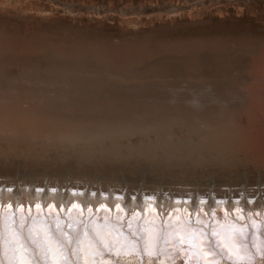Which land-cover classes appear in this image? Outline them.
Segmentation results:
<instances>
[{
    "label": "rangeland",
    "instance_id": "rangeland-1",
    "mask_svg": "<svg viewBox=\"0 0 264 264\" xmlns=\"http://www.w3.org/2000/svg\"><path fill=\"white\" fill-rule=\"evenodd\" d=\"M53 22L65 34L36 26ZM169 25L195 31L149 38ZM36 32L30 45L46 41L48 55L39 71L20 70L11 62L33 58L26 45ZM0 38V49L10 48L9 59L0 52V64L10 60L9 82L0 66V107L19 115L22 129L10 151L0 149V182L13 192L167 194L191 202L190 195L244 187L246 164L264 158L263 150L246 157L239 147L252 117L250 137L261 146L264 139V0H0ZM59 52L65 62H48ZM178 54L175 65L170 57ZM31 108L46 125L32 147L18 145L29 125L21 114ZM231 119L236 145L228 150L218 139ZM263 223L239 222L249 235L251 224L264 235ZM260 253L254 263L235 264H264ZM212 260L199 246L191 256V264Z\"/></svg>",
    "mask_w": 264,
    "mask_h": 264
},
{
    "label": "bare ground",
    "instance_id": "bare-ground-1",
    "mask_svg": "<svg viewBox=\"0 0 264 264\" xmlns=\"http://www.w3.org/2000/svg\"><path fill=\"white\" fill-rule=\"evenodd\" d=\"M2 19H5L4 16ZM36 26L47 30L48 35L54 31L65 34L66 31L60 23L55 22ZM192 31L195 30L188 31L176 27L172 29L169 25L166 30L155 31L149 38H178ZM36 37L37 32L30 35L26 45L27 48L32 47L30 51L35 54L31 56L33 58L28 59V56L16 58L17 60L11 62L12 65L24 71H39L40 62L48 55L49 47L46 41L42 43L43 45L40 43V46H31ZM3 42L5 40L0 38V45ZM16 47L22 49L24 46ZM160 49L159 46L157 51ZM0 52L2 56L10 58V48H1ZM58 54L67 57L60 52L52 53L50 59H47L48 62L63 63L64 59L59 58ZM170 58H174L172 61L175 60V65H179L180 54L172 55ZM186 58L184 56L183 62ZM188 61L195 62L194 59ZM188 64L191 66L190 63ZM1 65L8 73L6 74L9 79L6 82H9L10 60ZM8 107H0V111L5 113L0 116V149L4 151H10L11 141L13 142L11 138H16L14 134L19 136L22 130H19L17 124L19 119L16 120L19 115L13 116L14 113L10 112ZM31 110L36 111H25L21 114L29 125L24 123L25 137L14 140L18 145L22 142L32 147L28 142L36 143V138L40 139L43 127L46 125L39 115L40 110L35 108ZM12 120L14 126L10 127ZM231 122L233 126L229 125L228 129H222L218 139L219 145L228 150L236 145V137L230 132L238 123L233 119ZM253 122L252 117L247 126L249 137L245 138L244 134L239 146L240 151L245 150L246 157H257V152L264 151V139L261 146L260 140L256 141L254 137H250L253 133ZM29 126L31 127L28 128ZM251 147H255L254 151ZM249 163L245 166L249 173L245 176L249 180L244 187L208 193L200 197L190 195L188 197L191 202L189 200L181 202L167 194L151 198H143L142 194H138L130 200L129 197L121 198L111 193L107 196L82 195L72 190L66 193H62L61 189L55 192H50L48 189L43 191L41 187L37 188L38 190L31 189L30 192L21 193L18 187L14 192L9 190V184L2 181L0 182V264H50V262L51 264L57 262L59 264H156V262L167 264L169 260L171 264L173 260H177L179 264L181 260L183 264H191V256L197 246L202 256L214 257L212 263L207 261L208 264H235V261L254 263L256 254L261 252L264 255L262 248L264 235L253 228L252 224L248 226L249 232L252 233L249 235L239 222H251L262 218L264 220V158L252 160L253 164ZM200 198L207 200H199ZM214 208L216 211H213ZM243 211L246 217L242 214ZM235 218L238 220L233 221ZM209 219L214 221V225L207 222ZM192 222L193 226H191ZM205 223H208L206 226H211L212 230L205 226L201 227V224ZM123 224L127 232L123 230ZM262 225L264 226V223ZM232 230L239 235L231 234ZM63 244L73 253L70 260ZM248 257L252 259L248 260Z\"/></svg>",
    "mask_w": 264,
    "mask_h": 264
},
{
    "label": "water",
    "instance_id": "water-1",
    "mask_svg": "<svg viewBox=\"0 0 264 264\" xmlns=\"http://www.w3.org/2000/svg\"><path fill=\"white\" fill-rule=\"evenodd\" d=\"M63 248L66 250L67 249V251L70 249L69 247H67L65 244H63ZM62 250V249H61ZM37 252V251H36ZM36 254V253H35ZM38 254L40 255V256H43L42 254H40L39 252H38ZM73 253H72V251H68V252H66V255L68 256V259L70 260V258H71V255H72ZM37 256V255H36ZM38 257V256H37ZM36 259V258H35ZM50 262V260H48V263ZM143 263V262H142ZM50 264H51V262H50ZM57 264H59V262H57Z\"/></svg>",
    "mask_w": 264,
    "mask_h": 264
}]
</instances>
